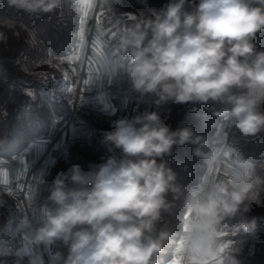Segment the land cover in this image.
Instances as JSON below:
<instances>
[{"label":"clouds","instance_id":"1","mask_svg":"<svg viewBox=\"0 0 264 264\" xmlns=\"http://www.w3.org/2000/svg\"><path fill=\"white\" fill-rule=\"evenodd\" d=\"M122 4L0 0L13 14L22 11L30 18L52 13L62 18L67 12L86 19L99 12L105 22ZM122 15L128 23L117 22L102 33L101 63L121 71L141 97H156L158 106L222 105L212 114L223 122L209 140L191 125L171 130L157 112L116 121L104 143L110 151L119 149L121 158L89 165L87 172L73 164L57 174L39 208V225L27 217L21 221L28 243L45 249L66 246L67 255L56 252L54 264H161L168 247V264H240L228 237L241 231L253 236L260 227L256 217L246 214L264 194V159H248L237 151L229 130L244 138L264 132V50L254 43L264 31V0H169L160 9ZM0 19L6 27L14 24L12 18ZM5 41L0 31V42ZM96 99L107 110L106 94ZM186 144L194 146L192 154L204 168L191 187L178 183L165 159L174 147ZM46 175L18 207H31ZM165 214L175 216L179 231L157 226ZM23 252L16 253L13 264H22Z\"/></svg>","mask_w":264,"mask_h":264},{"label":"trees","instance_id":"2","mask_svg":"<svg viewBox=\"0 0 264 264\" xmlns=\"http://www.w3.org/2000/svg\"><path fill=\"white\" fill-rule=\"evenodd\" d=\"M164 3L166 5L168 2L165 1ZM49 15L30 18L22 11L13 14L11 10L0 5V18H12L14 20L13 26L6 27L4 31L6 41L0 42V159L10 158L34 139L55 132L70 117L72 84L64 59L79 44L80 17L70 15L67 12L62 18H58L56 13ZM116 21V18H112L108 22L103 21V25L108 28ZM128 22V18L125 16L119 23L126 24ZM254 43L258 50H264V31L257 33ZM117 93L132 95L136 99V107L141 99H147V101L154 99L150 94L141 97L130 87ZM66 97L70 99V104L68 102L66 104L62 100ZM154 101L150 103L152 108L147 112H157L163 123L167 122L166 125L173 131L183 125H191L197 134L211 140L217 131V126L223 122L222 118L212 114L213 108L219 110L223 107L219 104L213 105L210 102L207 105H196L168 102L158 106ZM193 107L198 110L193 112ZM170 109H174L175 112L167 114L166 111ZM261 110L264 111V107ZM5 111L7 115H4ZM144 113L143 111L138 112V107L135 109V115H143ZM92 119H99L110 124L92 115L82 117L81 127L84 133L88 135V143L91 139V133L94 131L89 126ZM88 123L90 124L88 125ZM233 139L235 143L232 146L243 153L246 158L264 159V132L256 138H244L233 130L231 140ZM96 142L101 143L100 139H97ZM71 143L66 148L69 156L64 159L61 158L49 170L50 172L44 177V183L40 185V197L36 204L40 222L42 216L39 208L47 202V197L50 195L51 183L48 181L51 175L55 179L57 174L67 173L69 170H66V166H71V161H74L76 157H83L86 151L85 149L83 151L80 149L72 150L71 146L73 143H77V139ZM193 147L191 144L174 147L173 155L165 158L168 165L177 173L178 183L186 187L197 184L204 173L203 161L192 154ZM116 155L114 156L117 157ZM53 178L52 180H54ZM66 183L71 184L70 181H66ZM8 207L11 208L10 205ZM246 215L249 219L256 217L260 225L258 230H264L263 202L251 206ZM17 220L13 219V221H8L6 225L0 226V237L2 238H0V245L10 247L16 259H18L16 255L18 250ZM161 223L162 226L167 225L172 230L179 231L175 216L165 214ZM228 238L235 242L236 248L250 244L248 252H236L240 264H258L260 255H255L252 252L254 249L256 250L260 242H254L250 235L243 231ZM56 249L64 256L67 255V247L62 243L56 244ZM171 255L172 249L168 247L160 255L161 264L170 259ZM12 259L13 256L0 257V261Z\"/></svg>","mask_w":264,"mask_h":264},{"label":"crops","instance_id":"3","mask_svg":"<svg viewBox=\"0 0 264 264\" xmlns=\"http://www.w3.org/2000/svg\"><path fill=\"white\" fill-rule=\"evenodd\" d=\"M81 18L79 21V44L77 48L64 59V63L71 80H75L78 66L84 61L91 74L88 94L98 96L105 93L109 107L103 109L102 105L94 109H84L71 118L66 126H61L55 132L40 136L30 142L25 148L10 158L0 159V197L7 200L6 192L12 186L18 171L30 170L33 187L38 184L42 173L49 170L64 156V152L73 140L80 139L85 135L82 127V117L95 116L110 124L120 119H131L135 115L136 99L130 94H120L118 91L129 88L124 74L115 69L112 64L101 63L102 57L98 55L102 47V33L107 30L99 12L84 20V32L81 40ZM230 131V140L233 130ZM33 188V189H34ZM33 194V193H32ZM40 197V186L33 197L37 204ZM8 201V200H7ZM10 205V204H9ZM11 207V206H10ZM17 220V216L8 206H0V226L6 225L8 221ZM158 227L162 226L160 222ZM17 246L18 251L24 250L22 262L32 260L37 263L34 245L28 243L27 235L24 234L17 220ZM230 239V238H228ZM232 240V239H230ZM233 241V240H232ZM51 255L57 252L56 244L50 247ZM172 259H168L164 264Z\"/></svg>","mask_w":264,"mask_h":264},{"label":"rangeland","instance_id":"4","mask_svg":"<svg viewBox=\"0 0 264 264\" xmlns=\"http://www.w3.org/2000/svg\"><path fill=\"white\" fill-rule=\"evenodd\" d=\"M165 1L169 2V0H123V4L120 8L117 9V14L113 18H116L117 21L113 22L112 24H116L117 22H120L125 18V15H122L124 12H144L147 13L149 9L155 8V9H160L165 3ZM196 3H198V0H195ZM186 8H189V5H186ZM190 10V8H189ZM127 17V16H126ZM111 24V25H112ZM6 20L5 19H0V31H5L6 29ZM109 25V27L111 26ZM69 97V96H68ZM66 97L63 98L62 100L67 104V102L70 104V99ZM154 99L151 101H147V99H141L138 103V112H147L150 108V103L156 99V97L152 96ZM66 99V100H64ZM61 100V99H60ZM71 106V105H70ZM175 112V110H169L166 111L167 114H172ZM167 124V122H164ZM90 123H88L89 125ZM91 128H93V132L91 133V139L89 140V143L87 142L88 135L85 134L83 137L80 139H77V143H73L71 146L72 150H81L83 151L84 149L86 150L84 152L83 157H76L74 158V161H71V164H79L82 171L87 172L89 171V165H100L106 162V160L109 157L114 156L117 154L116 158L119 159L122 156V153L119 149H116L114 151L109 150V146H106L104 143V134L105 132L112 131L114 130L115 125H110L105 122L100 121L99 119H92L91 124L89 125ZM100 139L101 143H97L96 140ZM72 144V143H71ZM105 148V150H103ZM107 149V150H106ZM62 156V159L67 158L68 155V150L66 149L64 154ZM71 165V166H72ZM71 166H66V170H69ZM54 175V174H53ZM53 176L51 175L50 180L48 183L53 182L52 180ZM54 179V178H53ZM261 202L264 203V197L261 198ZM9 201L4 200L2 197H0V206H9ZM235 222V221H234ZM1 238V237H0ZM252 238L251 240H254V242H260V245L256 247V250L252 252L255 255H260V261H258V264H264V230L259 229L255 235L250 236ZM2 239V238H1ZM250 244L247 246H239L237 247V252H248L249 251ZM12 257V260H1L0 264H13L16 258H14V252L10 247L0 245V257ZM262 257V259H261ZM22 264H24L22 262Z\"/></svg>","mask_w":264,"mask_h":264},{"label":"built area","instance_id":"5","mask_svg":"<svg viewBox=\"0 0 264 264\" xmlns=\"http://www.w3.org/2000/svg\"><path fill=\"white\" fill-rule=\"evenodd\" d=\"M91 74L84 60L77 69L75 80L72 83V103L71 114L63 126H66L73 116L84 109H94L98 107L97 97L88 94ZM33 182L30 170H20L12 184L6 192L7 200L10 203L11 209L16 214L19 220L21 231L28 235V229L22 227L21 221L27 217L32 221L33 226L39 225V216L36 203L32 198L31 207H18V204L26 203L33 193ZM9 191L11 194H9ZM35 255L38 258L37 263L32 260H26L25 264H54L52 260L50 248L45 249L43 245L35 246Z\"/></svg>","mask_w":264,"mask_h":264},{"label":"snow or ice","instance_id":"6","mask_svg":"<svg viewBox=\"0 0 264 264\" xmlns=\"http://www.w3.org/2000/svg\"><path fill=\"white\" fill-rule=\"evenodd\" d=\"M83 25H84V20L82 19V20H81V29H80L81 40H82V38H83V32H84V27H83Z\"/></svg>","mask_w":264,"mask_h":264}]
</instances>
